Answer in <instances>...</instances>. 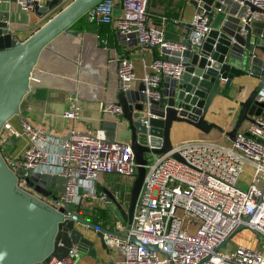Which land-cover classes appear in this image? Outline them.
<instances>
[{
  "label": "built area",
  "instance_id": "1",
  "mask_svg": "<svg viewBox=\"0 0 264 264\" xmlns=\"http://www.w3.org/2000/svg\"><path fill=\"white\" fill-rule=\"evenodd\" d=\"M14 1L23 11L42 4V0ZM248 1L264 10V0ZM149 2L99 0L89 20L111 24L128 44L181 51L182 46L166 38L163 25L149 21ZM116 3L120 5L118 15L114 12ZM262 19L256 12L244 16L242 21ZM206 21L204 10L196 9L191 21V44H198L206 33ZM116 61L123 89L131 88L136 79L132 61L125 56H117ZM150 68L141 79L147 101L161 97L163 77L178 78L183 71L181 63L164 56L154 59ZM102 108L121 113L117 102L103 104ZM63 116L72 124L79 120L77 98H72ZM15 117L19 128L12 123ZM18 139L24 141L19 155L2 153L6 162L12 163V167L8 165L17 176V186L56 210L66 205L74 209L84 197L96 196L95 181L101 174L133 181L137 173L130 142L110 139L102 130L81 131L72 125L65 136H57L33 124L20 111L3 124L0 148L9 140ZM173 151H178L183 161L173 157ZM147 154L154 159L150 160ZM145 158V175L131 224L116 222L114 233L104 235L106 245L120 254L122 264H264V254L256 247L227 246L241 224L264 240V117H255L238 129L234 140L226 137L225 141L183 142L166 153H146ZM32 172L64 179L63 190L55 193L56 199L28 187L24 176ZM99 195L105 198L103 193ZM224 240L226 244L220 247ZM146 245H155L156 249ZM79 252L72 246L65 256L53 257L47 264H77Z\"/></svg>",
  "mask_w": 264,
  "mask_h": 264
},
{
  "label": "water",
  "instance_id": "2",
  "mask_svg": "<svg viewBox=\"0 0 264 264\" xmlns=\"http://www.w3.org/2000/svg\"><path fill=\"white\" fill-rule=\"evenodd\" d=\"M97 1L72 0L22 41L9 32L7 19L0 18V134L3 124L20 113L25 95L31 91V80L43 51L60 34L78 36L80 31L71 26L84 15L90 18ZM185 1L195 9L204 10L208 29L198 44L193 45L190 41L193 26L189 23L181 40H171L182 46L181 51L160 49L165 59L182 64L181 75L178 78L165 76L161 97L149 101L143 93V83L136 89H123L119 79L115 99L121 108V119H104L101 123L110 139H114L118 125H124L130 131L129 142L137 173L130 189L118 190L115 197L122 221L127 225L132 222L143 183L145 154H162L173 149V122L187 123L203 133L216 130L234 140L244 122L264 117V58L257 52H264V21H242L244 16L256 12L264 17V10L248 0L243 3L240 0ZM55 2L35 4L33 10L40 15L49 14ZM117 34L123 41V35ZM241 76L256 78L258 82L239 102L232 127L227 130L208 121L206 114L213 101L218 96H226L233 79ZM172 156L183 161L178 151H173ZM24 179L28 187L53 200L57 197L51 191L63 190L64 179L60 176L32 172ZM124 202L127 206L122 209ZM246 227L239 225L235 233ZM89 232L94 233L102 247H106L104 235L114 233L82 216L78 207L73 209L66 205L56 210L20 189L17 176L0 148V264H47L53 257L65 256L72 246L94 255V241ZM227 240L222 241L220 247ZM146 246L156 249L155 245Z\"/></svg>",
  "mask_w": 264,
  "mask_h": 264
},
{
  "label": "crops",
  "instance_id": "3",
  "mask_svg": "<svg viewBox=\"0 0 264 264\" xmlns=\"http://www.w3.org/2000/svg\"><path fill=\"white\" fill-rule=\"evenodd\" d=\"M46 1L57 2H55L49 14L41 15L33 9L31 11L21 10L14 0L0 3V18L7 19L9 32L12 33L15 39L22 41L72 0H42V5ZM195 10V7L185 0H150L147 6L149 21L154 25H163L166 38L169 40H181L184 37L186 25L191 23ZM119 11L120 5L116 3L115 15H118ZM261 21H264V19ZM74 25L76 26L73 29L80 31V34L78 36L66 34L67 37L60 34L56 37L55 39H58H54L41 54L33 79H36V83L39 84L44 74L53 71L54 66L52 69H47V64L50 61L69 68V74L75 77L76 73L72 71V68L74 67V71L77 68L79 69L81 60L85 58L87 68L91 70L104 67L102 68L104 74L100 76L99 82L93 86L84 85L82 87L75 83L73 89L70 90L59 85H44L41 83L37 86L40 90L29 92L20 107L21 113L33 124L42 126L57 136H65L72 125L81 131L96 132L102 130L104 132L101 127L102 120L121 119V113L116 114L102 108L103 104L111 105L117 102L115 99L119 80L117 77V56H125L133 63L136 79L132 82V89H136L141 85L142 77L145 73L151 71L150 64L152 61L163 56L157 47H140L136 44L129 45L125 41H121L111 24H99L90 21L87 15L80 17ZM64 39L65 41H63ZM114 45L120 48V53L117 52ZM257 52L264 58V52ZM61 72L60 70L59 73ZM257 82L256 78L249 76L235 77L226 96H218L213 101L210 110L206 114L207 120L213 121L227 130L230 129L237 118L239 102L248 96ZM222 85L223 82L220 84V89ZM48 89L53 90V92H49ZM71 97L78 99L80 107V118L73 124L63 116V112L70 107ZM12 123L19 128L16 117L12 119ZM248 124L249 122H244L241 127H246ZM129 137L130 131L124 125H118L114 139L129 141ZM211 137H214L212 138L215 139L213 141L226 140L225 135L216 130L203 133L187 123L173 122L171 129L173 145L196 140L208 141L212 140ZM23 146L24 141L22 139L9 140L4 144V150L9 153V156H16L22 151ZM132 182V180L121 176L101 174L98 180L95 181L96 196L84 197L78 207L81 215L99 224L106 220L104 227L111 230L115 228L116 222L127 225L122 221L115 197L118 190L125 189L128 191ZM100 193L105 195L104 199L100 197ZM126 204L127 202L122 204V209L127 206ZM89 233L90 238L94 241V255L79 252L77 264H122L118 252L107 245L102 247L94 233Z\"/></svg>",
  "mask_w": 264,
  "mask_h": 264
},
{
  "label": "bare ground",
  "instance_id": "4",
  "mask_svg": "<svg viewBox=\"0 0 264 264\" xmlns=\"http://www.w3.org/2000/svg\"><path fill=\"white\" fill-rule=\"evenodd\" d=\"M53 71L44 74L41 77L40 83L37 85L44 84H50V85H59L63 88L73 89L75 83L79 84L81 87L84 85H94L95 83L99 82L100 76H102L104 73V67L95 68V69H89L87 68V62L84 59L81 60L80 68L75 69V71L72 68V71L76 73V76H71L69 74L70 69L67 67H64L63 65L54 64L53 65ZM62 71L59 73V71ZM214 137H211V139ZM215 140V139H212ZM217 141V140H216Z\"/></svg>",
  "mask_w": 264,
  "mask_h": 264
},
{
  "label": "rangeland",
  "instance_id": "5",
  "mask_svg": "<svg viewBox=\"0 0 264 264\" xmlns=\"http://www.w3.org/2000/svg\"><path fill=\"white\" fill-rule=\"evenodd\" d=\"M62 35H66V34H62ZM68 35H66L67 37ZM58 39V38H57ZM55 39V40H57ZM65 41V39L63 40ZM54 63L53 62H49V64H47V69L53 67ZM50 69V70H51ZM37 83H36V79H32L31 80V91L30 92H36L37 90H40L37 87ZM29 95V93L27 95H25L24 98H26ZM24 100V99H23ZM5 147L1 148V152L4 154ZM9 148V147H8ZM147 157H149V159H154V156L151 154H147ZM7 163L12 167V163L10 162V160L7 161ZM241 186L244 188L245 185L241 183ZM186 223V221L184 222ZM263 239L261 237H256V235L254 234V232L252 230H250L249 228H242L240 230H238L229 240L227 246L230 247L232 245H242V246H248V247H256L258 248L263 254H264V250H262V243H263Z\"/></svg>",
  "mask_w": 264,
  "mask_h": 264
},
{
  "label": "trees",
  "instance_id": "6",
  "mask_svg": "<svg viewBox=\"0 0 264 264\" xmlns=\"http://www.w3.org/2000/svg\"><path fill=\"white\" fill-rule=\"evenodd\" d=\"M74 26H76V25L73 24V25L71 26V28H74ZM114 46L117 48V52L120 53V48H118L117 45H114ZM121 54H122V53H121ZM121 54H120V55H121ZM100 224H101L102 226H104V225L106 224V220H105V221L103 220Z\"/></svg>",
  "mask_w": 264,
  "mask_h": 264
},
{
  "label": "flooded vegetation",
  "instance_id": "7",
  "mask_svg": "<svg viewBox=\"0 0 264 264\" xmlns=\"http://www.w3.org/2000/svg\"><path fill=\"white\" fill-rule=\"evenodd\" d=\"M52 194H55L56 192L54 190L51 191Z\"/></svg>",
  "mask_w": 264,
  "mask_h": 264
}]
</instances>
